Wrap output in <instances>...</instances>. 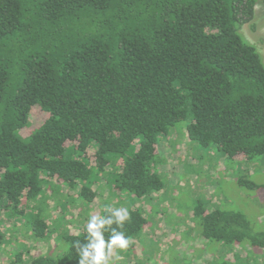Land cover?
<instances>
[{"label": "trees", "instance_id": "16d2710c", "mask_svg": "<svg viewBox=\"0 0 264 264\" xmlns=\"http://www.w3.org/2000/svg\"><path fill=\"white\" fill-rule=\"evenodd\" d=\"M258 5L264 0H0V215L45 242L51 186L86 206L100 180L125 200L158 198L157 149L180 122L190 142L216 147L226 163L243 157L236 183L264 193V182L247 178L264 170V61L240 32ZM34 108L46 115L37 128ZM122 204L131 218L104 235L123 231L131 247L147 218ZM192 217L229 264L264 253V222L255 228L243 213L201 201ZM86 235L84 227L62 237L58 261L32 247L4 254L0 228L1 260L79 264L75 245Z\"/></svg>", "mask_w": 264, "mask_h": 264}, {"label": "rangeland", "instance_id": "374dc122", "mask_svg": "<svg viewBox=\"0 0 264 264\" xmlns=\"http://www.w3.org/2000/svg\"><path fill=\"white\" fill-rule=\"evenodd\" d=\"M240 32L257 48L264 61L263 5L256 6L254 20L244 25ZM45 118L46 115L39 108H34L31 125L37 128ZM186 126V122H180L170 130L167 138L160 139L157 153L164 161L159 169L165 183V194L151 201L125 200L123 195L108 189L106 182L100 180L96 186L98 197L91 205L86 206L76 199L73 191L68 192L62 187L51 186L46 191L48 201L45 205L49 213L46 224L52 233L50 240L32 241L28 235L24 236L27 230L23 225L3 216L2 213L0 228L9 244L4 249V254L6 251H21L25 247H32L33 251L49 253L61 261L67 248L61 240L62 237L67 233H77L86 227L87 219L91 215H98L104 207L125 208L122 203L126 202L144 210L147 226L131 247L123 250L114 248L110 264H223V261L229 264L227 255H224L225 249L220 244L208 243L200 238V228L192 217L193 209L200 201L203 204L210 202L212 207L243 213L251 226L258 228L264 222V193L258 190L250 191L236 183L233 173L238 172V169H247L243 157L235 158L236 164L226 163L216 147L203 148L195 142H190L186 135ZM258 160L262 161L264 157ZM246 172L249 174L250 169ZM247 178L262 183L264 170L257 172L254 177ZM112 193H115V196H112ZM18 242H25V246ZM239 247L244 253L248 252L244 245ZM3 256L0 251V260ZM239 257L238 264H264V253L253 251L245 257L246 259ZM0 264L6 263L1 260Z\"/></svg>", "mask_w": 264, "mask_h": 264}, {"label": "clouds", "instance_id": "9594fccd", "mask_svg": "<svg viewBox=\"0 0 264 264\" xmlns=\"http://www.w3.org/2000/svg\"><path fill=\"white\" fill-rule=\"evenodd\" d=\"M105 212L109 215H91L86 225V240L83 245H75L80 257L79 264H110L114 248L127 249L131 243V238L123 231L116 228L111 229L108 239H105V231L114 223L123 228L130 217L128 208L105 207Z\"/></svg>", "mask_w": 264, "mask_h": 264}]
</instances>
